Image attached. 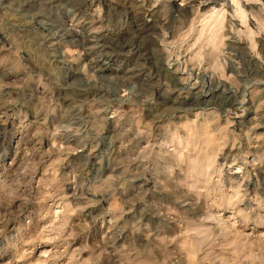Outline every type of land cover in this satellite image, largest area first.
Returning a JSON list of instances; mask_svg holds the SVG:
<instances>
[{
  "label": "rangeland",
  "instance_id": "1",
  "mask_svg": "<svg viewBox=\"0 0 264 264\" xmlns=\"http://www.w3.org/2000/svg\"><path fill=\"white\" fill-rule=\"evenodd\" d=\"M196 3L0 0V264H264V0Z\"/></svg>",
  "mask_w": 264,
  "mask_h": 264
},
{
  "label": "bare ground",
  "instance_id": "2",
  "mask_svg": "<svg viewBox=\"0 0 264 264\" xmlns=\"http://www.w3.org/2000/svg\"><path fill=\"white\" fill-rule=\"evenodd\" d=\"M233 2V4H231L229 1L227 0H193V2H197L196 4L198 5H203V7H206L207 10L205 12H203L201 15V22L203 24L202 28H201V34L207 32L208 36L210 38V41L213 43L214 47H219V45L221 44V40L224 37V33L223 30L226 27V23H227V13L229 11V9H232L233 11H231L232 16H237L241 19V23L243 25H249V22L251 21V16H250V12L247 10V8L245 7V1L249 2V1H260V0H231ZM133 4V3H132ZM128 6V5H127ZM133 6V5H132ZM135 6V5H134ZM193 8H195V6H188V8H180L177 9L180 12L183 10L184 12L186 10H193ZM178 12V13H180ZM131 13V12H130ZM182 13V12H181ZM138 17V16H136ZM233 19H229L228 23L230 25L228 26V33H231L230 29L231 26L233 28ZM238 24V23H237ZM238 26V25H237ZM253 32L251 31V34ZM92 37V36H91ZM87 39V38H86ZM91 41V40H90ZM89 41V42H90ZM88 42V43H89ZM233 45V44H231ZM230 45V46H231ZM251 45L254 46L253 43V39L251 42ZM233 48V47H232ZM235 48V47H234ZM264 48V47H262ZM252 61V60H251ZM250 61V62H251ZM255 62V61H254ZM253 62V63H254ZM249 63V61H248ZM256 63V62H255ZM255 63L253 65H255ZM257 64V63H256ZM261 64V63H259ZM255 65L254 68L249 69V76H257V77H262L264 78V67H259ZM262 65V64H261ZM264 65V64H263ZM250 66V65H249ZM248 67V66H247ZM251 67V66H250ZM238 68H235V66L230 67L231 71H235ZM119 71V70H118ZM175 72H173V76L175 77V80H177L176 82H174V80H172L175 84V89L179 86H181V80L179 78H177L176 76V72L178 71V69L174 70ZM247 71V69H246ZM141 75H139L138 77H140ZM143 76V75H142ZM171 78V77H170ZM169 79V78H168ZM174 79V78H173ZM141 80V79H140ZM145 81V80H144ZM143 82V81H142ZM214 84H211L210 81L209 82H204V84L202 86H197L198 88H200V90H198L197 92L194 91V101L192 104V107H198V106H224L226 108H232L233 110H236V101H237V92L238 89L233 87V86H227L224 85L222 83V81H219L217 83H215V81H213ZM212 82V83H213ZM264 82V81H263ZM208 85H206V84ZM222 83V84H221ZM141 84V83H140ZM217 84V85H216ZM143 85V84H142ZM140 85L141 88H143V86ZM182 85H184V83H182ZM206 85V88H205ZM261 85V84H260ZM184 87V86H183ZM180 87L179 90H177V92H180L181 90L185 89V87ZM194 88V86H193ZM197 89V88H196ZM205 89V90H204ZM263 90V89H262ZM172 91V90H171ZM170 92V91H169ZM157 93V92H156ZM162 94V93H160ZM239 94V93H238ZM159 95V94H158ZM168 95V94H167ZM171 95V94H170ZM161 96V95H160ZM163 97V96H162ZM171 97V96H170ZM168 98V97H167ZM162 99H164V101H166V97H163ZM160 100V99H159ZM169 102V101H167ZM182 102V101H181ZM174 105L177 104V101L173 102ZM179 103V102H178ZM244 103V101H243ZM155 104H153L154 106ZM164 106V105H163ZM155 107V106H154ZM176 109L181 108L180 104L179 106L175 107ZM219 108V107H218ZM194 109V108H193ZM157 110V109H156ZM151 112V111H150ZM222 112V111H221ZM152 115V114H151ZM1 141V140H0ZM204 163V162H203ZM198 165V164H197ZM199 166V165H198ZM197 166V167H198ZM199 168V167H198ZM144 175V174H143ZM140 178V177H139ZM138 179V178H137ZM146 183V182H145ZM144 186V185H143ZM149 189V188H148ZM148 191V190H147ZM143 192V191H142ZM191 209V208H190Z\"/></svg>",
  "mask_w": 264,
  "mask_h": 264
}]
</instances>
